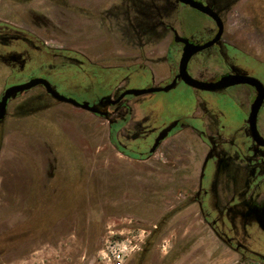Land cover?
Listing matches in <instances>:
<instances>
[{"label": "flooded vegetation", "instance_id": "obj_1", "mask_svg": "<svg viewBox=\"0 0 264 264\" xmlns=\"http://www.w3.org/2000/svg\"><path fill=\"white\" fill-rule=\"evenodd\" d=\"M193 1L219 15L223 22L221 38L214 42L219 26L212 16L179 0H152L155 4L148 5L146 10L154 14L167 12L170 17L169 21L165 18L162 21L164 36L159 47L141 54L124 48L130 43H143L154 24L146 19L148 11L143 8L131 14L122 0H0V78L3 79L0 101L10 87L34 79L49 82L46 76L56 78L61 74L78 76L87 92L104 90L98 99L79 101L63 95L100 111L92 112L54 98L43 84H37L17 94L37 86H42L44 91H33L11 101L16 94L8 100L5 118L10 101L13 110L22 104L28 111L40 101L32 102V97L38 95L46 102L68 105L107 121L108 142L116 154L128 159L148 161L161 151L168 158L193 159V173L197 175L193 202L204 223L218 239L242 256L240 264H264V112L261 113L264 101L256 121L258 137L254 136L249 120L258 95L256 87L245 83L216 90L224 91L222 106L229 103L228 108L218 106L205 118L197 111L191 115L179 114L159 142L165 130L160 134L162 128L158 132L151 129L142 137L139 132L142 130L134 123L139 112L138 98L145 94L123 96L128 90L164 88L174 81L175 86L181 83L197 91H215L191 87L178 78L185 41H177V37L195 46L211 42V46L195 53L188 63L187 70L193 78L190 65L192 70L203 73L211 63V80L198 81L216 82L226 75L259 80L254 75L257 73L254 64L264 63V0ZM140 3L143 7L151 4L150 0H140ZM160 3H163L162 9L157 6ZM159 22L156 18L158 27ZM104 43L107 47L100 49ZM223 46L240 54V58L235 56L236 65L244 68L245 73L227 70L215 75L216 59L223 64ZM249 61L253 67L248 65ZM145 69L153 72L152 85L131 88L133 72ZM32 74L35 76L30 78ZM222 112L225 119L219 121L218 113ZM238 114L243 115L239 121ZM5 138L2 128L0 161ZM48 212L42 217L48 218Z\"/></svg>", "mask_w": 264, "mask_h": 264}, {"label": "rangeland", "instance_id": "obj_2", "mask_svg": "<svg viewBox=\"0 0 264 264\" xmlns=\"http://www.w3.org/2000/svg\"><path fill=\"white\" fill-rule=\"evenodd\" d=\"M122 1L131 14L155 4ZM157 6L162 9L163 3ZM146 15L154 24L143 43L124 48L128 52L143 54L159 47L162 21L170 16L163 11ZM105 47L107 43L100 49ZM235 52L221 48L224 66L217 58L215 75L227 70L245 73L236 65L240 54ZM254 66L257 73H249L264 84V63L256 61ZM190 71L198 80H211V63L203 73L191 65ZM46 77L57 93L75 100L98 99L105 93L87 92L76 75ZM153 78L152 71H134L130 87H150ZM33 91L44 88L37 86L11 101ZM224 94L179 83L168 92L140 96L134 123L142 137L151 129L162 128L161 134L179 114L197 111L205 118L218 106L228 108L229 103L222 106ZM39 97H32L33 104L40 101L28 111L22 104L13 110L10 101L0 122L6 132L0 161V264H240L242 256L217 238L193 202V159L168 158L164 151L148 161L128 159L108 142L107 121ZM222 113L219 121L225 119ZM47 210L48 218L42 217Z\"/></svg>", "mask_w": 264, "mask_h": 264}, {"label": "water", "instance_id": "obj_3", "mask_svg": "<svg viewBox=\"0 0 264 264\" xmlns=\"http://www.w3.org/2000/svg\"><path fill=\"white\" fill-rule=\"evenodd\" d=\"M179 1L186 3V4H189L191 7L204 12L205 14L209 15L210 17L212 16L216 20L217 25L219 26V32H218L214 42H217L221 38V36L223 34V22L216 12L212 11L209 7L204 6L202 3H198V2H195L193 0H179ZM177 41H185V47H184L183 55H182V58L180 61L178 78L181 79L182 81H184L189 86L194 87V88H198V89L209 90V91H211V90H215V91L216 90H222V89H226L228 87H231V86H234L237 84H245V83L253 85L256 87V89L258 90V95H257V97H256V99L252 105L249 120H250V124H251V130H252L254 136L258 137L256 121H257L258 112H259V110L263 104V101H264V86H263V84L259 80H257L256 78H253L250 76H244V75H226V76H223L219 81L210 82V83L198 81L197 79L193 78L189 74V72L187 70L188 63L195 53H197L198 51H200L202 49H205V48L211 46V42H209L203 46H195L193 44H190L187 40H183V39H180L178 37H177ZM214 42H212V43H214ZM175 83H176V81H174L172 84H170L164 88L128 90L123 94V96L126 94L142 95V94L153 93V92H158V91H168L175 86ZM37 84H43L46 87L47 91L50 94H52V96L54 98H56L60 101L67 102V103L73 104L75 106H80L83 109H86V110H89L92 112H100L95 107H90L88 104H79L75 100L67 98V97L55 92L52 89L49 82H47L46 80L34 79V80H32L26 84L10 87L5 91V94L2 97V100L0 101V121L3 120L6 116L8 100L11 97H13L14 95H16L18 92L30 89L31 87H33ZM170 129L171 128L165 130L161 134L160 138L158 139V142L165 138V136L168 134Z\"/></svg>", "mask_w": 264, "mask_h": 264}, {"label": "crops", "instance_id": "obj_4", "mask_svg": "<svg viewBox=\"0 0 264 264\" xmlns=\"http://www.w3.org/2000/svg\"><path fill=\"white\" fill-rule=\"evenodd\" d=\"M256 40H257V39H256ZM257 41H258V40H257ZM258 45H259V44H258ZM257 47H258V46H257ZM4 143L6 144V138H5V140H4ZM4 143H3V149L5 148V144H4ZM3 149H2V151L5 150V149H4V150H3Z\"/></svg>", "mask_w": 264, "mask_h": 264}]
</instances>
